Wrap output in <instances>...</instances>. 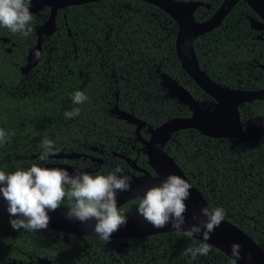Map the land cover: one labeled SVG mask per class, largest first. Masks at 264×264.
<instances>
[{
    "label": "trees",
    "instance_id": "16d2710c",
    "mask_svg": "<svg viewBox=\"0 0 264 264\" xmlns=\"http://www.w3.org/2000/svg\"><path fill=\"white\" fill-rule=\"evenodd\" d=\"M182 1L208 4L207 10L198 8L195 19L199 21L208 18L222 0ZM89 8L87 12L77 9L66 12L73 46L67 38L51 46L50 67L43 73L46 83L43 90L38 91V76L20 80L12 75L5 77L0 69V129L7 133L6 142L0 144V171L19 165V159H14L19 155L37 153L45 138L55 140L57 120L65 118V112L78 107L77 117L83 116V104L74 105L70 97L76 91L88 95L110 85L129 104L137 101L126 96L132 87L134 90L146 85L158 87V72H164L200 94L179 66L173 44L176 27L165 13L138 0H101L90 3ZM247 17L255 15L245 3L239 2L219 27L193 42L199 68L217 84L246 90L264 87L257 68V64L264 63V40L253 38L255 33L249 31ZM23 48L26 50L28 46ZM175 112L162 106L157 118L162 121ZM250 114L264 115V100L244 103L239 109L242 119ZM166 146L167 153L208 207L223 208L224 219L264 251V133L255 142L243 143L184 130L175 134ZM68 206L61 202L59 208ZM84 240L87 246L84 254L82 244L77 243L74 246L77 251L65 250L57 263L231 264L213 247L207 256L184 255L187 248L198 246L200 241L177 232L110 239L108 243L99 237ZM57 244L59 249L63 247ZM120 244L126 247L118 249Z\"/></svg>",
    "mask_w": 264,
    "mask_h": 264
},
{
    "label": "flooded vegetation",
    "instance_id": "af4514ba",
    "mask_svg": "<svg viewBox=\"0 0 264 264\" xmlns=\"http://www.w3.org/2000/svg\"><path fill=\"white\" fill-rule=\"evenodd\" d=\"M41 2L42 0H31L30 12L33 18L29 25L32 29L29 35L24 36L20 33H12L6 27L0 26V69H2L5 77L12 75L20 78V80L22 78L38 76V91L43 90L44 84H46L43 73L48 71L50 67L51 46L58 43L61 38H63L62 42H65V38H67L68 43L73 46L72 33L66 21V12L69 9H77L83 12L90 10V3L72 5V7L67 6L56 10L52 18L54 30L42 41L37 63L30 70L24 71L23 67L25 66L27 53L37 41L38 29L50 18L51 8L42 5ZM202 3L205 4L204 2ZM198 8L193 13L194 19L199 11ZM204 9L207 10L208 8ZM249 18L247 17V22ZM253 19H257L256 16ZM195 21L197 20L195 19ZM249 31L255 33L253 36L255 40L260 42L264 40L262 38L264 31H254L250 28ZM86 40L90 42L89 38H86ZM25 45L28 46L26 50L23 48ZM72 58L74 60L75 56ZM263 64H257V68L259 70L258 76L264 79V72L259 68ZM85 65H89V63H85ZM154 73H157V70ZM160 74H165L175 80L194 100L212 102V99L206 96L185 73L189 80L197 87L200 94L196 90H189L178 79L164 72H158V87L146 85L136 88V90L132 87L126 96L129 99L135 97L137 101L129 102V104H125V99L124 101L122 100L123 94L116 87H110V85L106 87L104 85V87L98 88L96 93L86 94L87 100L82 103L84 111L81 112V115L83 116H74L70 119L60 118L57 120V134L55 135L57 138L51 140L54 144L56 157L49 156L47 160L40 161L39 156L42 151L40 147L35 154L15 157L14 159H19L20 164L7 166L3 172H14L18 168L27 169L35 163L41 167L55 166L66 169L70 175L73 173H99L107 175L117 166H120L123 169V174L128 175L130 178H142L146 175L154 177V171L148 165L147 153L151 149L150 143L153 142L154 137L156 138L160 134L158 128L169 119L188 118L190 116V112L186 106L167 96L166 91L160 85ZM107 83L109 84V82ZM202 95H205L207 98H203ZM162 106L165 109L172 108V110H177V112H175L174 116L161 121L157 118V114L160 113ZM242 106L243 104L238 106V114ZM120 111L125 112L133 118H119L117 113ZM180 113L183 115H179ZM93 114L95 116H91ZM251 114L246 119L240 118L239 115L243 127L247 119L254 116H264ZM178 132L180 131L172 133L161 148L162 152L171 159L172 157L167 153L166 145ZM62 203L69 205L71 201L65 197ZM138 203L137 197L118 206V209L121 215H125L126 218L138 217ZM9 221L10 217L0 214V264H66L64 262L57 263V259L60 258V255L65 250L69 253L73 250L77 251V248L74 249V246L77 243H81V251L84 254V250L87 247L84 242L85 237L64 235L61 232L48 229L39 231L20 229L17 231L11 227ZM57 243H61L63 247L59 249ZM72 246L73 249H71ZM122 246L126 247V244H122ZM103 252L106 253V250H103ZM108 264H119V262L109 261Z\"/></svg>",
    "mask_w": 264,
    "mask_h": 264
},
{
    "label": "water",
    "instance_id": "95a60500",
    "mask_svg": "<svg viewBox=\"0 0 264 264\" xmlns=\"http://www.w3.org/2000/svg\"><path fill=\"white\" fill-rule=\"evenodd\" d=\"M100 0H42L41 4L50 7V18L38 29V38L35 45L28 51L24 71L35 66L40 53L42 41L54 30L53 16L56 10L67 6L80 5ZM150 4L168 15L176 25L174 51L182 71L191 81L212 99L210 101H196L175 80L165 74H160V85L169 98L187 107L190 112L188 118H172L163 123L157 137L150 143L151 149L147 153L148 165L155 176L146 175L142 178H131V190L117 193V207L125 202L142 197L144 192L152 186L159 185L169 174H175L186 180L192 187L190 196L185 201L187 205L185 230L196 221L192 216L199 215L200 209L208 207L207 203L182 173L174 161L165 155L161 148L172 133L181 130H194L202 136L213 139H235L243 143L257 141L264 132V116H254L246 120L244 127L238 114V106L252 101L264 100V88L257 90H242L222 86L213 82L198 66L193 50L194 40L217 28L224 17L239 2L245 3L257 19L249 18V28L254 31H264V0H222L216 10L205 20L195 21L194 11L198 7L208 8V5L198 1L180 0H138ZM259 68L264 72V64ZM119 118H133L123 111L117 113ZM56 157L55 155H49ZM57 168L55 166H45ZM8 203L0 194V214L10 217L7 212ZM67 208H57L49 211L50 222L47 229L61 232L64 235L76 237H98L93 227L95 220L87 224L67 218ZM15 219V217H11ZM127 223L114 232L110 239H135L163 233L176 232L171 226L161 229L154 228L141 216L126 218ZM201 242L202 235L193 236ZM211 247L218 250L231 261V247L239 244L241 259L238 264H264V251L244 232L230 224L225 219L210 234L206 241Z\"/></svg>",
    "mask_w": 264,
    "mask_h": 264
},
{
    "label": "clouds",
    "instance_id": "9594fccd",
    "mask_svg": "<svg viewBox=\"0 0 264 264\" xmlns=\"http://www.w3.org/2000/svg\"><path fill=\"white\" fill-rule=\"evenodd\" d=\"M31 0H0V26L12 33L27 36L32 29L30 12ZM74 105L87 100L82 91L72 95ZM80 109L74 107L64 113L65 118L78 116ZM7 140V133L0 129V144ZM40 161L55 155L53 141L45 138L41 143ZM67 186V187H65ZM191 185L175 174H169L159 185L149 187L138 197L137 213L156 229L171 226L177 233L192 238L202 235L196 247H189L184 255L207 256L211 245L206 241L210 234L224 220V209L203 207L199 215H193L192 223L186 230L187 205ZM131 190V178L117 166L107 175L90 173L69 174L63 168L41 167L33 163L29 168H18L14 172L0 171V194L7 201L10 225L14 230H45L50 222L49 211H55L68 198L67 218L87 224L95 220L94 233L108 243L112 234L127 223L117 207V193ZM11 217H15L12 219ZM239 244L231 247V264L241 259Z\"/></svg>",
    "mask_w": 264,
    "mask_h": 264
},
{
    "label": "rangeland",
    "instance_id": "374dc122",
    "mask_svg": "<svg viewBox=\"0 0 264 264\" xmlns=\"http://www.w3.org/2000/svg\"><path fill=\"white\" fill-rule=\"evenodd\" d=\"M121 247H123V246H122V245H118V247H117V248H118V249H121Z\"/></svg>",
    "mask_w": 264,
    "mask_h": 264
},
{
    "label": "bare ground",
    "instance_id": "6f19581e",
    "mask_svg": "<svg viewBox=\"0 0 264 264\" xmlns=\"http://www.w3.org/2000/svg\"><path fill=\"white\" fill-rule=\"evenodd\" d=\"M83 5V4H82ZM72 7V6H71Z\"/></svg>",
    "mask_w": 264,
    "mask_h": 264
}]
</instances>
